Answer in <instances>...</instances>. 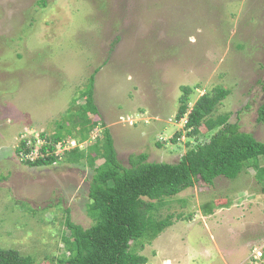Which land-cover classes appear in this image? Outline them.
<instances>
[{
    "label": "rangeland",
    "instance_id": "obj_1",
    "mask_svg": "<svg viewBox=\"0 0 264 264\" xmlns=\"http://www.w3.org/2000/svg\"><path fill=\"white\" fill-rule=\"evenodd\" d=\"M90 80L98 113L86 120L88 139L65 137L54 149L60 159L25 164L34 154L17 152L20 141L49 143ZM183 86L192 90L189 108L214 87L228 89L211 117L228 114L229 123L264 142L256 120L264 104V0H0V248L16 249L31 264H62L66 217L92 223L86 207L104 129L123 166L139 153L176 163L207 142L213 131L201 125L187 137L186 115L174 118ZM72 147L86 158L62 160ZM218 197L233 205L201 215L199 203ZM167 214L172 226L138 250L145 264H162L164 254L171 264H264V193L253 167L212 185L198 180L155 216Z\"/></svg>",
    "mask_w": 264,
    "mask_h": 264
},
{
    "label": "trees",
    "instance_id": "obj_2",
    "mask_svg": "<svg viewBox=\"0 0 264 264\" xmlns=\"http://www.w3.org/2000/svg\"><path fill=\"white\" fill-rule=\"evenodd\" d=\"M182 91L175 120L186 115L183 128L187 137L197 135L200 126L204 125L208 131H213L209 140L186 150L176 163L150 162L146 153H139L128 158L129 166H123L117 158L109 130L104 129L101 149L94 148L95 156L102 162L94 169L86 207L92 223L83 227L66 217L64 243L69 254L60 259V263L145 264L147 259L138 250L172 224L173 215L156 217L155 214L167 198L192 187L198 180L212 185L218 176L234 179L245 168L253 167L256 181L264 193V142L239 130L237 123H229L228 114L211 117L216 105L229 94L228 89L214 87L210 93L199 96L191 108L188 107L191 88L183 86ZM80 98L82 103H77ZM77 99H72L67 114L48 137L50 144L46 142L39 146L41 154L24 159L25 164L37 167L60 159L54 149L57 143L64 145L65 137H73L79 142L88 139L91 129L86 120L98 113L93 101L92 80L80 89ZM256 120L264 124V104L257 109ZM95 124L93 121L92 125ZM181 135L182 132L177 131L170 140L174 142ZM41 137H45L43 133ZM28 150L26 140H21L16 151L28 153ZM86 153L84 149L72 147L64 149L61 158L74 164L85 159ZM31 263V257L21 255L16 249L0 248V264Z\"/></svg>",
    "mask_w": 264,
    "mask_h": 264
},
{
    "label": "crops",
    "instance_id": "obj_3",
    "mask_svg": "<svg viewBox=\"0 0 264 264\" xmlns=\"http://www.w3.org/2000/svg\"><path fill=\"white\" fill-rule=\"evenodd\" d=\"M207 185V184H206ZM224 197H218L217 199H214L213 201H206L202 204V202L199 203V210L202 209L203 210V214L202 211L198 212L203 215V216H211L213 214H215L217 211L221 210L222 207L228 208L230 206L233 205L232 201H229L228 199L224 198V202H222L221 199H223ZM217 200V201H216ZM219 201V202H218ZM172 226V224L170 225ZM166 230V228L164 229ZM163 232V231H162ZM162 232H160L159 234H161ZM159 234L154 238V240L159 236ZM150 242V241H149ZM148 242V243H149ZM146 243H144L145 246ZM155 244V242H154ZM143 246V247H144ZM147 246V245H146ZM155 248L157 249L156 252L154 253L155 256H158V254H161L163 251L160 249V247L155 244ZM142 249V248H141ZM140 254V253H139ZM153 255V256H154ZM165 257L161 259L162 264H171L172 263V259L170 258V256L166 257L168 254H164ZM145 256V255H144ZM148 261V260H147ZM152 264V263H151Z\"/></svg>",
    "mask_w": 264,
    "mask_h": 264
},
{
    "label": "built area",
    "instance_id": "obj_4",
    "mask_svg": "<svg viewBox=\"0 0 264 264\" xmlns=\"http://www.w3.org/2000/svg\"><path fill=\"white\" fill-rule=\"evenodd\" d=\"M26 140V146L29 148V150H28V155H33V156H30L31 158H33V157H37L38 155H40L41 153H40V151H39V149L37 148V147H35V142H34V140H31L30 138L28 139V140H30L29 142H30V145L28 144V142H27V139H25ZM58 145H60V143L59 144H57V146Z\"/></svg>",
    "mask_w": 264,
    "mask_h": 264
}]
</instances>
